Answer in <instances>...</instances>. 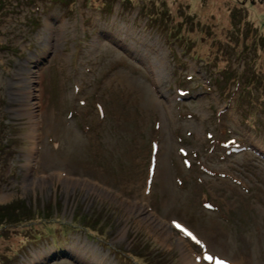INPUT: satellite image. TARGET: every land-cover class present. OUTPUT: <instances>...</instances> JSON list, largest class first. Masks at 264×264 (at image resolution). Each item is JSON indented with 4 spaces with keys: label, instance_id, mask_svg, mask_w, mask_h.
Segmentation results:
<instances>
[{
    "label": "rangeland",
    "instance_id": "374dc122",
    "mask_svg": "<svg viewBox=\"0 0 264 264\" xmlns=\"http://www.w3.org/2000/svg\"><path fill=\"white\" fill-rule=\"evenodd\" d=\"M253 34L264 0H0V255L118 264L137 243L138 264H264Z\"/></svg>",
    "mask_w": 264,
    "mask_h": 264
},
{
    "label": "trees",
    "instance_id": "16d2710c",
    "mask_svg": "<svg viewBox=\"0 0 264 264\" xmlns=\"http://www.w3.org/2000/svg\"><path fill=\"white\" fill-rule=\"evenodd\" d=\"M233 13V12H232ZM159 17H161L159 14H157ZM159 21H157V23H156V25H161V27H163L164 25L162 24V23H158ZM159 25V26H160ZM161 27H160V30H161ZM247 29H248V25L247 26H244V28H243V31L241 32H239V34L241 35V37H244L245 35H246V32H247ZM253 38H251V40H250V42L252 43L254 40H252V39H256V41L257 42H259V44L258 45H263V36L262 35H260V34H258V35H254L253 34V36H252ZM180 38L182 39V40H180ZM170 39H173V41H174V44L180 49V51L182 52V51H189L188 49V42H185V41H183V37H180L176 32H173L172 30H170V31H168V32H166V33H164V40L165 41H167V44H168V41H170ZM182 41V42H181ZM184 42V43H183ZM254 43V42H253ZM256 43V42H255ZM255 43H254V46H255ZM168 45H170V44H168ZM248 46H244L243 48H242V50H239V55L241 56V58H242V64H246L247 63V61H246V59H245V56L246 57H249V58H251V55L249 54V51H248ZM203 63H209L208 61H206V60H203L202 61ZM248 64V63H247ZM243 67H244V65H243ZM245 69H246V67H245ZM242 71V69L241 70H239V72L238 73H240ZM252 71V72H251ZM258 70H250L248 73H243L242 74V81L244 82L243 83V89L242 90H240V92L241 91H243V90H246V84H245V82L246 83H251V84H253L254 86H256L257 87V84H259V85H261L262 86V90H264V83H259L260 82V77H259V73L261 74V72H259ZM239 75V74H238ZM229 76H232V79H233V74H232V72H231V75H229ZM229 76H226L225 75V78H228ZM214 77V76H213ZM221 77H224V76H221ZM216 78L217 79H215V81L217 82L218 80H219V76H216ZM238 80V79H237ZM213 81V80H212ZM242 83V82H241ZM241 89V88H240ZM249 91H251V89H249V88H247ZM239 93V92H238ZM247 94H248V92H247ZM246 98H249V95H246ZM240 111L241 112H245L246 110H243L242 108L240 109ZM248 122V121H247ZM2 151V149L0 148V152ZM48 207H46V209H47ZM24 218V217H23ZM1 217H0V231L1 230H3V229H7L6 228V226H4L5 225V222H3V221H1ZM17 219V218H16ZM16 219H14V220H16ZM10 219H8V221H9ZM27 219H20L19 221H17V222H14L15 224V226H17V227H19V228H22V227H28V229L29 230H33L34 232H39L38 231V229L37 230H34L33 228H31L30 227V223L29 222H21V221H26ZM11 222H13V220H10ZM28 221V220H27ZM43 221H45V222H51L52 220L51 219H49V217H44L43 218ZM73 225V224H72ZM72 225H69L68 226V228L67 229H69V227L70 226H72ZM60 229H58V230H56V231H54V234H51V233H48V232H46L45 234H43V238H44V236H45V239H46V241H48L49 243L52 241V240H54V239H57V240H60V235H62V236H65L66 235V233L68 232L67 231V229H66V225H60ZM43 231L44 230H46V228L45 227H43V228H41ZM47 231H50L49 229H47ZM59 233V234H58ZM30 234H32V233H30ZM54 235H55V237H54ZM51 236H53V237H51ZM31 237H36L35 235H31ZM42 238V237H41ZM67 239V238H66ZM56 240V241H57ZM25 241H32V243L33 242H36V241H38V239L37 238H32V239H27V240H25ZM62 241V240H61ZM65 241V240H64ZM146 246V245H145ZM144 245H140V244H137V243H133L131 246L129 245V247H128V249L126 250V249H122V247H111V251H113L114 253H112L113 255H114V257H115V259L117 260V262H118V264H138L137 262H136V260L133 258V255L132 254H130V252L129 251H133V248H135V249H144V247H145ZM23 246H21V248H22ZM17 250H20V247H18V249ZM143 261L146 263V264H155V262L157 263V261H158V259H159V257H157V258H155L154 257V255H155V253H153V251H146V252H144L143 254ZM14 260H15V257H14V252H10V253H7V254H3V255H0V264H14L13 262H14Z\"/></svg>",
    "mask_w": 264,
    "mask_h": 264
},
{
    "label": "bare ground",
    "instance_id": "6f19581e",
    "mask_svg": "<svg viewBox=\"0 0 264 264\" xmlns=\"http://www.w3.org/2000/svg\"><path fill=\"white\" fill-rule=\"evenodd\" d=\"M180 240H181V238H180ZM183 255H184V253L182 254V257L184 258V261L186 262V260H188V259H187V257H184Z\"/></svg>",
    "mask_w": 264,
    "mask_h": 264
}]
</instances>
